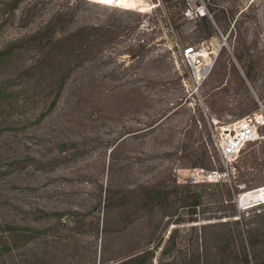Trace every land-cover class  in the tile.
Returning a JSON list of instances; mask_svg holds the SVG:
<instances>
[{"label":"rangeland","instance_id":"374dc122","mask_svg":"<svg viewBox=\"0 0 264 264\" xmlns=\"http://www.w3.org/2000/svg\"><path fill=\"white\" fill-rule=\"evenodd\" d=\"M162 1L0 0V264H264V124L226 161L214 121L264 111V0Z\"/></svg>","mask_w":264,"mask_h":264},{"label":"built area","instance_id":"2783aa9c","mask_svg":"<svg viewBox=\"0 0 264 264\" xmlns=\"http://www.w3.org/2000/svg\"><path fill=\"white\" fill-rule=\"evenodd\" d=\"M117 6L141 13L151 14L162 9V0H113ZM182 14L188 19L210 16L208 0H182ZM115 5V4H113ZM209 39L196 43H184L181 47L182 56L189 65L190 75L196 84H200L210 73L218 54L213 53ZM264 109V105L261 102ZM264 124V111L246 114L228 124L220 126L217 131V148L223 160L232 161L238 157L242 148L249 141L260 137L259 126ZM223 172L210 169L206 175L218 178Z\"/></svg>","mask_w":264,"mask_h":264},{"label":"bare ground","instance_id":"6f19581e","mask_svg":"<svg viewBox=\"0 0 264 264\" xmlns=\"http://www.w3.org/2000/svg\"><path fill=\"white\" fill-rule=\"evenodd\" d=\"M264 199V187L255 189V190H251L247 193L244 194V196L242 197L241 203L243 205H247V204H252L253 202L255 203V201Z\"/></svg>","mask_w":264,"mask_h":264},{"label":"crops","instance_id":"0c3cea01","mask_svg":"<svg viewBox=\"0 0 264 264\" xmlns=\"http://www.w3.org/2000/svg\"><path fill=\"white\" fill-rule=\"evenodd\" d=\"M214 69H215V67H214ZM244 115H246L245 109L243 111L227 113L226 115H224L221 118L216 117L214 119V121L219 122L220 124L224 125V124H228V123L232 122L233 120H235L236 118H239V117L244 116Z\"/></svg>","mask_w":264,"mask_h":264},{"label":"trees","instance_id":"16d2710c","mask_svg":"<svg viewBox=\"0 0 264 264\" xmlns=\"http://www.w3.org/2000/svg\"><path fill=\"white\" fill-rule=\"evenodd\" d=\"M244 246H246V245L244 244ZM133 257H134V256H131V257L125 259V260H124V264H129V261L132 260Z\"/></svg>","mask_w":264,"mask_h":264}]
</instances>
